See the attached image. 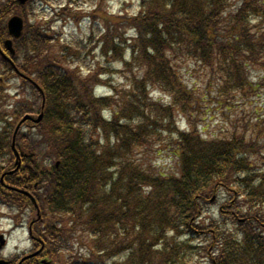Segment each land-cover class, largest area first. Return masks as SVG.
Returning <instances> with one entry per match:
<instances>
[{
  "label": "trees",
  "instance_id": "16d2710c",
  "mask_svg": "<svg viewBox=\"0 0 264 264\" xmlns=\"http://www.w3.org/2000/svg\"><path fill=\"white\" fill-rule=\"evenodd\" d=\"M34 3L0 0V43L9 37L7 18L20 14L23 35L13 40L12 61L42 89L22 78L12 108H0V177L15 167L11 139L18 120L43 113L39 123L27 120L16 134L15 146L33 155L3 177L11 188L0 182V206L29 221L36 209L25 192L34 196L40 217L32 235L45 242L52 264H197V258L204 264H264V109L245 120L241 133L202 135L188 116L205 97H195L171 62L179 57L216 67L224 86L248 89L249 69L264 66V0H139L130 16L84 13L71 2L54 7L56 16L99 17L115 32L118 25L134 31L129 57L121 59L131 73L140 66L132 88L113 87L119 94L98 97L94 88L107 83L97 75L107 69L80 71L82 41L55 53L56 31L51 21H35ZM102 38L101 55L120 58V35ZM0 61L1 74L14 75L10 63ZM152 87L168 101H153ZM179 113L188 120L183 129L175 124ZM163 134L178 161L172 174L156 171L146 149H138ZM258 156L261 165L250 162ZM221 197L219 219L207 221L206 207ZM80 235L88 237L87 253L62 259L73 253L71 239L81 243Z\"/></svg>",
  "mask_w": 264,
  "mask_h": 264
},
{
  "label": "rangeland",
  "instance_id": "374dc122",
  "mask_svg": "<svg viewBox=\"0 0 264 264\" xmlns=\"http://www.w3.org/2000/svg\"><path fill=\"white\" fill-rule=\"evenodd\" d=\"M236 0H228V3L234 4ZM71 2L73 6L80 7L84 13L92 12L96 9H103L104 11L115 14L118 16H130L135 14L139 10V0H78L76 4H73V0H36L34 3L35 21H51L52 27L55 32H51L53 35H57L58 41L53 47V51L58 53L60 51L59 46L65 44L75 45V41H82L85 43L84 57L86 61L84 64H80V71L83 74L87 73L89 69H97L101 66L106 71H99L98 78L100 77L102 82L107 83L105 87H98L97 94H112L117 91L127 92L132 88L131 79L132 75L136 74V68L139 65H134L132 73L124 68L121 59H128L130 51H128V45L135 44V35L131 27L118 25L116 32L114 31V24L111 22L106 23L105 20L96 17L94 21L90 18H80L74 20L64 15L56 16V13L52 11L53 7L60 10V4ZM228 10L229 6L227 7ZM53 31V30H52ZM105 35H120L124 40L122 43V53L120 58H113V56H102L101 51V39ZM108 39L111 38L107 36ZM119 38V37H118ZM117 39V38H115ZM104 40V39H103ZM105 41V40H104ZM99 43V44H98ZM98 44V45H97ZM169 53V50H167ZM119 56V55H118ZM82 57V56H81ZM127 57V58H126ZM179 58V57H177ZM172 58L171 62L175 60V66L178 67L180 77L188 88L192 89L196 93L195 97L203 98L205 101L201 103L194 102L192 105V123L197 125V128L204 136L210 134L216 136H224L236 128L238 133L243 131V124L245 120L250 119L261 113L264 109V66L251 67L248 72V76L251 81V86L244 91H240L233 86H224L221 74L218 73V68H206L199 63L190 59H177ZM177 59V60H176ZM19 80H10L5 82L6 91L8 93L7 103H12L17 98L13 94L17 90ZM103 83H99L101 85ZM113 87L117 90H114ZM227 87V88H225ZM11 89V90H9ZM117 94H119L117 92ZM149 97L153 101H159L161 103L167 102L168 97L165 93L158 88L149 89ZM207 105L206 107L204 105ZM199 107V110L198 108ZM194 109H196L194 111ZM178 120L175 124L177 127L185 128L188 120L184 114H177ZM169 138L163 134L160 138L154 140L150 145L145 144L138 149H146L145 157L148 161L155 165L156 171H164L165 174H172L177 168V157L172 155L169 146ZM139 150L138 156L142 151ZM264 152V147L262 148ZM252 163L261 162V157L258 156L252 160ZM212 197V202L214 200ZM223 201L216 199V204H211L206 207L203 218L207 221L210 219L218 220L217 204ZM16 214V211L8 210L6 206L0 208V233H3L6 238V247L0 249L2 257L7 258L12 254H22L27 252L32 247V242L28 235V226L26 219L20 220L17 223L12 219ZM226 228H228L225 225ZM81 236V235H80ZM81 236V243H78L74 238L71 239L73 246V253L64 252L62 259H66L69 256L84 255L87 253V248L83 243H87V238ZM9 253V254H8ZM137 258L133 257L132 262ZM202 258H197V264H202ZM204 264V263H203Z\"/></svg>",
  "mask_w": 264,
  "mask_h": 264
},
{
  "label": "water",
  "instance_id": "95a60500",
  "mask_svg": "<svg viewBox=\"0 0 264 264\" xmlns=\"http://www.w3.org/2000/svg\"><path fill=\"white\" fill-rule=\"evenodd\" d=\"M21 3H24L26 0H19ZM22 28H23V20L22 18H20L19 16H13L11 17L8 22H7V29H8V33L10 35H12L14 38H18L20 37L21 33H22ZM5 44L9 50L10 53H13V49H12V41L11 40H6ZM0 52L2 53V55L5 58H8L0 49ZM30 116L29 115H25L20 122L18 123L16 130L19 128V126L26 120L29 119ZM41 118V114L37 117V119H35V122H38ZM16 156L19 159V155L16 152ZM17 164H18V160H17ZM0 240H1V236H0ZM1 243H3V241H1ZM3 262L0 261V264H2ZM42 264H46L45 261H42Z\"/></svg>",
  "mask_w": 264,
  "mask_h": 264
},
{
  "label": "flooded vegetation",
  "instance_id": "af4514ba",
  "mask_svg": "<svg viewBox=\"0 0 264 264\" xmlns=\"http://www.w3.org/2000/svg\"><path fill=\"white\" fill-rule=\"evenodd\" d=\"M42 256L41 255H39V256H37L36 258H37V260L39 259V258H41ZM0 259H2V255H1V253H0Z\"/></svg>",
  "mask_w": 264,
  "mask_h": 264
}]
</instances>
